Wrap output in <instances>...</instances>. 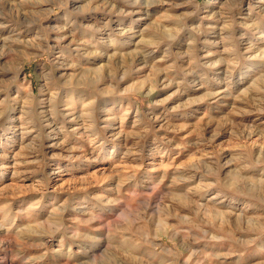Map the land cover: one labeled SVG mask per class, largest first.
Segmentation results:
<instances>
[{"label": "rangeland", "instance_id": "1", "mask_svg": "<svg viewBox=\"0 0 264 264\" xmlns=\"http://www.w3.org/2000/svg\"><path fill=\"white\" fill-rule=\"evenodd\" d=\"M36 1L0 0V264H264V0Z\"/></svg>", "mask_w": 264, "mask_h": 264}, {"label": "bare ground", "instance_id": "2", "mask_svg": "<svg viewBox=\"0 0 264 264\" xmlns=\"http://www.w3.org/2000/svg\"><path fill=\"white\" fill-rule=\"evenodd\" d=\"M27 1H29V0H27ZM47 1V0H46ZM37 2V4H39V5H41L42 4V2H45V0L44 1H36ZM47 3V2H46ZM149 8H150V4H148V3H146L145 4V10H149ZM37 40V36L36 37H34V39L31 37V39H29V40H27L26 41V43L29 45V46H32L33 44H34V41H36ZM95 260V259H94Z\"/></svg>", "mask_w": 264, "mask_h": 264}]
</instances>
